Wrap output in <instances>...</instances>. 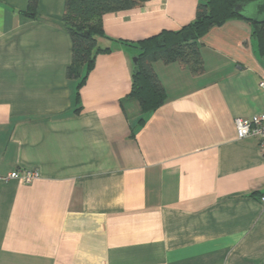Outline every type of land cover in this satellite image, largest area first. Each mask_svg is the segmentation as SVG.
<instances>
[{"label": "crops", "instance_id": "1", "mask_svg": "<svg viewBox=\"0 0 264 264\" xmlns=\"http://www.w3.org/2000/svg\"><path fill=\"white\" fill-rule=\"evenodd\" d=\"M205 0L108 13L80 90L66 0H0V264H264V154L235 119L264 112L252 21L198 40L204 71L157 60L167 99L129 97L138 48ZM144 117V121L141 119ZM35 169L32 183L2 180Z\"/></svg>", "mask_w": 264, "mask_h": 264}, {"label": "trees", "instance_id": "2", "mask_svg": "<svg viewBox=\"0 0 264 264\" xmlns=\"http://www.w3.org/2000/svg\"><path fill=\"white\" fill-rule=\"evenodd\" d=\"M148 1L66 0L63 20L73 44L72 64L68 69V76L78 80L76 92L78 104L80 90L94 68L97 56L111 50L110 47H102L100 44L101 38L110 39L104 31V15L140 7ZM250 1L253 0L200 1L195 19L181 29H165L136 43H130L138 48L139 52L134 63L132 86L128 96L138 100L143 116L158 110L167 99L165 87L154 71L153 63L157 60L166 63L180 62L190 67L195 74L202 73L204 66L198 40L214 26L231 19L243 18L235 9L237 5ZM38 2L39 0H29V10H36ZM252 23L258 49L264 54V23ZM186 31H192L195 38L185 40ZM144 120L143 117L141 121Z\"/></svg>", "mask_w": 264, "mask_h": 264}, {"label": "built area", "instance_id": "3", "mask_svg": "<svg viewBox=\"0 0 264 264\" xmlns=\"http://www.w3.org/2000/svg\"><path fill=\"white\" fill-rule=\"evenodd\" d=\"M260 86L264 88V81ZM236 131L239 139L256 138L264 154V112L251 117H238L235 119ZM40 177L35 169H24L11 172L2 180L16 179L23 183H32ZM264 203V194L261 196Z\"/></svg>", "mask_w": 264, "mask_h": 264}, {"label": "water", "instance_id": "4", "mask_svg": "<svg viewBox=\"0 0 264 264\" xmlns=\"http://www.w3.org/2000/svg\"><path fill=\"white\" fill-rule=\"evenodd\" d=\"M239 16H242L246 20L254 23H264V0H253L248 3L239 4L235 9ZM195 38L192 31H186L184 33V39L189 41ZM137 57L134 58V63L137 61Z\"/></svg>", "mask_w": 264, "mask_h": 264}]
</instances>
